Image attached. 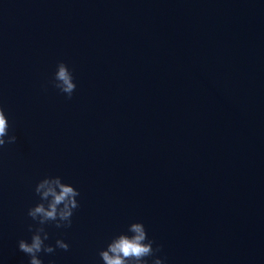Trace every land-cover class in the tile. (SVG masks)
I'll list each match as a JSON object with an SVG mask.
<instances>
[{"label":"water","instance_id":"water-1","mask_svg":"<svg viewBox=\"0 0 264 264\" xmlns=\"http://www.w3.org/2000/svg\"><path fill=\"white\" fill-rule=\"evenodd\" d=\"M0 107V264L57 175L80 206L43 264H103L135 221L164 264H264V0H0Z\"/></svg>","mask_w":264,"mask_h":264},{"label":"clouds","instance_id":"clouds-1","mask_svg":"<svg viewBox=\"0 0 264 264\" xmlns=\"http://www.w3.org/2000/svg\"><path fill=\"white\" fill-rule=\"evenodd\" d=\"M50 83L71 99L77 85L73 73L63 61L58 62L56 71ZM17 141L15 134H9V121L4 109L0 107V148L5 144ZM35 193L40 197V202L28 209L27 215L37 222L35 228L28 225L32 233L30 242L25 239L18 241V249L30 257L29 264H43L39 253H54L58 247L68 250L69 244L62 239H57L55 247L46 244L49 234L44 225L54 223L56 228H67L72 224L74 210L79 208V190L72 184L62 182L60 176H45L35 185ZM130 233V234H129ZM154 241L147 235L144 224L140 221L128 225L127 232L119 233L110 240L107 247L101 249L99 256L103 264H149L146 259L152 257L151 264H164L156 253L161 246L153 247Z\"/></svg>","mask_w":264,"mask_h":264}]
</instances>
